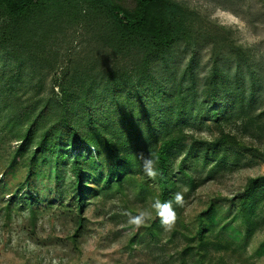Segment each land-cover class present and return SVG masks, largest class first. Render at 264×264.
Returning a JSON list of instances; mask_svg holds the SVG:
<instances>
[{"label":"trees","instance_id":"16d2710c","mask_svg":"<svg viewBox=\"0 0 264 264\" xmlns=\"http://www.w3.org/2000/svg\"><path fill=\"white\" fill-rule=\"evenodd\" d=\"M74 3L86 6L88 13L81 17ZM88 15L104 20L106 32L99 38L114 60L113 67L100 73L102 83L95 80L92 68L60 67L47 93L40 91L42 85L25 84L27 66L30 70L58 57L62 44L58 27L65 21L78 27ZM185 30L183 9L171 0H134L132 6L125 0H0V168L5 181L0 189L10 192L8 212L19 208L35 220L36 210L45 206L37 184L44 177L58 183L60 168L67 166L73 177L72 201L68 206L61 203L60 209L71 208L75 230L70 238L75 240L82 228L84 203L91 196L114 192L141 177L156 185L155 201H172L174 206L179 176L192 181L186 162L202 163L211 173L232 172V161L222 159L227 155L223 148L229 145L223 142L193 143L174 171L184 132L207 123L226 126L242 118L246 103L256 101V90L218 73L198 94L194 84L184 83L185 76L171 80L169 52ZM158 63L162 66L155 74ZM23 89L32 94L20 93ZM3 111L8 114L1 118ZM150 156L158 160L155 179L142 170V157ZM46 167L52 168V175ZM8 179L13 190L7 189ZM263 192L264 177L253 179L232 202L239 214L235 220L249 228L247 233ZM230 211L219 216L211 205L199 216L194 236L166 257L165 264H213L210 236L220 230L236 239L225 221ZM163 228L155 210L147 227L154 242ZM257 254L264 255V245Z\"/></svg>","mask_w":264,"mask_h":264},{"label":"rangeland","instance_id":"374dc122","mask_svg":"<svg viewBox=\"0 0 264 264\" xmlns=\"http://www.w3.org/2000/svg\"><path fill=\"white\" fill-rule=\"evenodd\" d=\"M133 1L125 0V3L132 6ZM171 1L183 9L186 28L169 52L167 74H172L171 80L179 81L185 76L184 83L194 84V92L198 94L218 73L232 81L238 78L247 90H256V101L252 105L245 104L242 118L233 119L221 128L207 123L201 129L184 132L174 171H178L193 143L223 142L229 145L223 148L227 155L222 159L232 161V172L213 170L211 173L210 167L204 168L202 163L186 162L192 181L188 183L185 177L179 176L177 186V193L184 196V206H173L177 215L175 224L170 230L164 227L157 242L147 229L155 215L152 205L157 191L156 185L147 179L133 178L114 192L91 196L84 203L82 228L75 240L70 238L75 230L71 208L68 212L60 209L61 203L68 206L72 201L73 177L67 166L60 168L58 183L54 178L44 177L37 184L45 206L36 210L35 220L29 212L19 208L8 212L6 194L10 192L0 189V264H165L166 257L175 254L194 236L199 216L211 205L219 216H225L231 208L225 221L235 231L236 238L232 241L228 239L231 232L220 230L210 236L211 262L264 264V255L257 254L264 245V192L258 195L254 224L249 233L241 220H235L239 214L232 206L237 194L251 180L264 177V0ZM75 6L80 16L88 13L83 4ZM103 21L96 16L91 20L88 15L87 19L80 20L78 27L63 22L58 27L57 38L62 40L58 57H53L49 63H36L30 70L24 64L25 84L42 85L40 91L47 93L60 67L68 71L92 68L97 72L95 80L101 84L100 75L114 66V60L99 38L106 32ZM125 62V66H129V62ZM125 62L119 63L124 65ZM161 66L158 63L155 74ZM26 91L23 89L20 93L32 94ZM7 114L3 111L1 118ZM45 169L53 174L51 167ZM1 173L0 168V186L5 182ZM7 185V189L13 190L12 180L8 179ZM51 202L52 207H47ZM141 212L148 215L139 228L128 223L130 215Z\"/></svg>","mask_w":264,"mask_h":264},{"label":"clouds","instance_id":"9594fccd","mask_svg":"<svg viewBox=\"0 0 264 264\" xmlns=\"http://www.w3.org/2000/svg\"><path fill=\"white\" fill-rule=\"evenodd\" d=\"M142 160H143L142 170L144 175L148 178L155 179L159 172L157 167L158 160L151 156L148 158L142 157ZM174 202L177 206L183 207L185 203L184 196L179 192L176 193ZM152 208L157 211V215L160 217V222L162 226L170 230L174 226L175 221L177 219L176 212L173 209V202L166 201L161 203V201L157 199L153 203ZM147 215L148 214L146 212H141L139 215L136 216L130 215L128 219V223L134 225L136 228H139L143 224Z\"/></svg>","mask_w":264,"mask_h":264}]
</instances>
